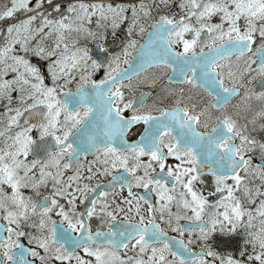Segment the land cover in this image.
Returning <instances> with one entry per match:
<instances>
[{
  "label": "snow or ice",
  "instance_id": "6c2138e0",
  "mask_svg": "<svg viewBox=\"0 0 264 264\" xmlns=\"http://www.w3.org/2000/svg\"><path fill=\"white\" fill-rule=\"evenodd\" d=\"M0 264H264V0H0Z\"/></svg>",
  "mask_w": 264,
  "mask_h": 264
},
{
  "label": "flooded vegetation",
  "instance_id": "af4514ba",
  "mask_svg": "<svg viewBox=\"0 0 264 264\" xmlns=\"http://www.w3.org/2000/svg\"><path fill=\"white\" fill-rule=\"evenodd\" d=\"M90 158V157H89Z\"/></svg>",
  "mask_w": 264,
  "mask_h": 264
}]
</instances>
